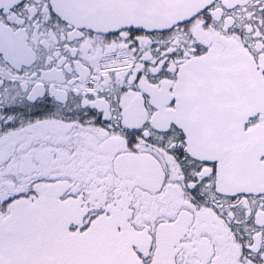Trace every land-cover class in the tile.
<instances>
[{
  "label": "snow or ice",
  "instance_id": "6c2138e0",
  "mask_svg": "<svg viewBox=\"0 0 264 264\" xmlns=\"http://www.w3.org/2000/svg\"><path fill=\"white\" fill-rule=\"evenodd\" d=\"M0 264H264V0H0Z\"/></svg>",
  "mask_w": 264,
  "mask_h": 264
}]
</instances>
